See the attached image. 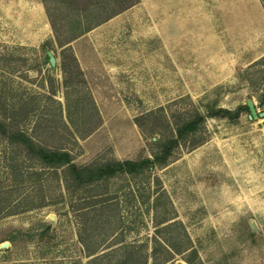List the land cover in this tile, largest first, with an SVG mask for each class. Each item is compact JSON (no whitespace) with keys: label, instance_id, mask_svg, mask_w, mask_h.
I'll return each mask as SVG.
<instances>
[{"label":"rangeland","instance_id":"obj_1","mask_svg":"<svg viewBox=\"0 0 264 264\" xmlns=\"http://www.w3.org/2000/svg\"><path fill=\"white\" fill-rule=\"evenodd\" d=\"M111 10L0 0V116L76 164L150 155L158 107L203 140L66 190L0 132V264H264V0Z\"/></svg>","mask_w":264,"mask_h":264},{"label":"trees","instance_id":"obj_2","mask_svg":"<svg viewBox=\"0 0 264 264\" xmlns=\"http://www.w3.org/2000/svg\"><path fill=\"white\" fill-rule=\"evenodd\" d=\"M60 1L78 9H85L90 2H93V0ZM103 1L109 3L112 8L105 16L108 17L137 0ZM46 11L49 15L47 7ZM51 24L53 26V23ZM261 100L264 102V92ZM151 114L154 117L148 124H145L147 122L145 119ZM20 119L21 117H16L15 114L10 119L0 116L1 134L5 135L8 143L19 146L27 157L35 160L41 166L50 167L56 176L59 175L57 171L59 169L66 190L69 187H82L120 174H141L145 170L167 163L175 148L179 146L192 147L203 140L202 137L195 138L196 133L204 124V115L196 107L175 110L170 113L164 111L162 107H158L157 111H149L135 117L136 123L143 133L160 134L153 140L154 147L150 155L137 158H108L76 164L72 161L69 150L41 143L30 132L19 126ZM185 260L188 264H192L190 257H186Z\"/></svg>","mask_w":264,"mask_h":264}]
</instances>
